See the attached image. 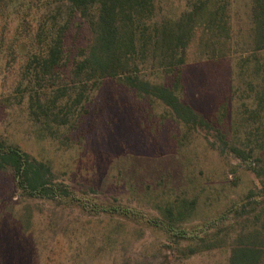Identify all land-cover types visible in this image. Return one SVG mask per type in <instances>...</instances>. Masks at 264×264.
Listing matches in <instances>:
<instances>
[{
	"label": "rangeland",
	"instance_id": "374dc122",
	"mask_svg": "<svg viewBox=\"0 0 264 264\" xmlns=\"http://www.w3.org/2000/svg\"><path fill=\"white\" fill-rule=\"evenodd\" d=\"M188 1L156 0L162 5L159 15L175 18ZM227 1L232 39L214 43L211 36L206 41L197 27L178 91L207 119L229 109L225 119L190 127L159 100L137 97L115 79H104L73 111V118H82L78 125L59 128L52 137L29 110L31 102H42L29 100L34 91L24 77L49 41L42 29L49 35L57 2L0 0V136L50 165L56 180L72 187L78 197L135 210L133 217L125 218L74 202L27 198L20 195L11 172L0 170V264H121L122 259L162 264L165 256L169 264H228V242L181 259L164 246L166 232L149 224V219L162 218L169 203L186 198L195 201L196 208L183 226L192 229L224 215L215 231L221 238L227 233L230 242L244 219L260 209H235L241 208L250 189L259 187L256 158L264 153L258 150L249 160L242 159L254 143L249 114L254 104L245 99L244 86L249 72L241 68L242 58L251 52L253 2ZM90 38L88 23L76 15L66 38L69 58L78 56ZM147 73L153 81L170 77ZM74 90H68L61 105L70 107Z\"/></svg>",
	"mask_w": 264,
	"mask_h": 264
},
{
	"label": "trees",
	"instance_id": "16d2710c",
	"mask_svg": "<svg viewBox=\"0 0 264 264\" xmlns=\"http://www.w3.org/2000/svg\"><path fill=\"white\" fill-rule=\"evenodd\" d=\"M55 1L57 4L51 15L54 25L50 27L49 35L42 26L43 37L49 41L28 64L26 69L29 71L24 77V84L32 82L29 91H34V95L28 97L29 100L42 102L37 106L31 102L29 110L37 123L52 137L58 136L59 128L67 126L69 130L78 125L82 118L78 114L73 118V111L89 99L90 92L104 79H115L137 97L159 100L171 110L175 118L190 127H205L209 125V120L218 123L222 118L225 119L229 109L222 115L219 113L207 119L184 101L178 91L187 47L197 27L201 28L206 41L211 36L214 37V43H219L220 38L226 41L232 39L229 14L226 12L229 10L227 0H189L187 7L175 18L159 15L162 5L156 0ZM252 2L248 48L251 52L242 58L241 68L249 72L244 86L245 99L251 98L250 103L254 104L249 111L254 125L250 136L254 143L248 154L242 156L244 160L264 150V0ZM76 15L88 23L91 38L80 48L78 56L70 59L68 49H65L66 38ZM147 71L157 76L167 73L170 77L153 81L147 76ZM69 89H75L70 107L61 105V101L68 98ZM244 103L242 106L246 107ZM259 154L256 158L259 170L255 171V175L260 178L259 187L248 191L241 208L237 205L234 207L241 209L237 213L247 212L245 208L248 205L252 206V210H255L256 205L260 209L252 218L244 219L243 226L230 242L226 239L227 233L221 238L215 231L224 222V215L205 225H195L192 229L183 226L184 222L193 218L196 204L195 201L182 198L163 208L162 218L149 219L150 225L162 229L168 235V243L164 246L171 248L173 253L175 251L179 258L186 259L228 242V264H264V153ZM0 170L11 172L16 188L24 197L74 202L90 211L118 217L135 215V210L130 207L91 203L78 197L72 187L56 180L50 165L19 146L6 142L1 136ZM110 241L112 239H108ZM166 257L162 264H169ZM121 264L132 263L129 259H122Z\"/></svg>",
	"mask_w": 264,
	"mask_h": 264
}]
</instances>
